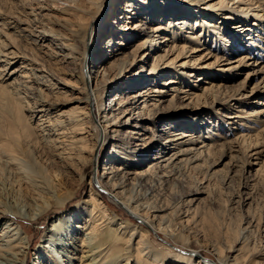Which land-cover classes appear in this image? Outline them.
Here are the masks:
<instances>
[{
    "label": "bare ground",
    "instance_id": "bare-ground-1",
    "mask_svg": "<svg viewBox=\"0 0 264 264\" xmlns=\"http://www.w3.org/2000/svg\"><path fill=\"white\" fill-rule=\"evenodd\" d=\"M21 1L26 7L29 2L37 4L41 0ZM104 1L106 0H55L54 4L59 8L57 13L59 12L62 15L60 19L58 18L59 22L49 19L47 25L43 24L44 20H42V18H45L42 12L46 7H41V12L37 15L34 14L35 16L32 19L28 16H33V14L18 12L19 15L25 17L21 18L15 16L16 11H13V17L7 15L6 11H3L0 7V15L5 17L3 22L0 19V30L2 31L5 28L12 30V33L6 32L5 35L0 33V62L5 67L1 69L0 65V103L8 104L10 113L13 115V125L10 128L5 127V130L0 126V181L7 182L14 189H17L18 193H21L20 196L24 195L26 198L25 193H27L29 199L34 203L33 205H27L30 204L28 202L26 204L28 206L27 213H22V209L18 208L15 201L3 203L0 200V221L7 219L0 231V264H26L30 255L31 240L22 223L23 220L37 221L55 207L65 209L69 201L76 196L74 190L63 195L61 183L57 185L42 176L34 177L26 174V171L22 172V166H20L22 157L20 155L25 157L31 150L36 153L42 152L41 158L46 159V162L50 159L48 155L50 156V151H52V156L60 159L59 163H63L66 170L75 167V172L80 176V183H83L87 169L95 166L98 187L109 190L112 201L141 222L137 225L130 219L125 221L116 219V214L109 209L99 192L93 188L92 178L89 182L91 188L88 198L76 206L69 215H62L51 225V228L43 237L42 246L39 247L33 264L58 263V256L55 255V252L61 254V256L63 255V257L66 256L73 263L75 262L74 264H122V262L123 264H208L198 255L199 249L191 248L188 243H181L175 238H169L170 243L165 241L166 246L156 243L153 234L161 233L165 235L167 233V227L164 225L167 223L165 218H168L165 213L169 208L156 204V202L154 204L153 201L149 202L151 199L148 196L143 198L140 196L141 198H135V200L134 197H131L132 195L127 196L133 191L134 187H138L127 176L133 173L122 172L128 166L116 168L112 165L113 161H107L104 164L103 173L100 175V151L106 145L112 144L114 154H137V160L142 158V161L151 158L148 169L137 173L139 183H136V185H142L147 180L148 173L150 175L155 174L156 178H162L159 174L163 173V177L166 178L167 174L172 176L173 171L183 162L200 167L220 147L234 150L236 146L234 144H237L238 141L246 142L244 139L247 138V135L235 138L236 141L225 140L224 143H217L218 140L215 136L218 134L209 129L207 135H204L203 140L200 141L192 131L172 130L174 122L166 124L167 128L161 129V134H158L160 129H158L157 124L165 116L163 113L169 110L167 108L172 106L174 99L163 100L162 97H164L167 90L156 86L139 90L136 94H133L134 96L127 98L116 95L107 105L101 102L97 90L88 89L86 86L87 95L83 100L84 108L81 109L75 106L66 113H64L65 111L55 115L51 113L55 106L52 99L57 100L59 95L62 94L59 90L61 88L53 87L56 83L52 84L49 78L50 75H54L56 70L54 67L59 65V62L63 64L61 67H67L72 75H79L90 84L96 77V69L106 59V55L100 54L103 57H99L97 61L91 60L90 51L93 50L95 55L97 49L95 50L91 46L92 50H90L89 47V38L92 36L90 34V20H98L106 13L107 8ZM131 1L127 0L125 2V6L128 8L123 19L130 20L133 16H140L139 14H141V16L144 15L142 18L145 21H139L132 28L128 27V22V25L124 26L125 31H121L124 32L123 34L127 33L122 39L125 43L124 41L120 42L121 49L127 47L130 42L132 43V38L135 36H141L142 38L136 42V49H133V51L117 53V55H122L125 59H128L120 64L118 63V65L116 63L118 79L124 76L129 67L140 63L145 64L149 55L152 56L153 63L149 71H141L133 76L130 79L131 82L128 83L129 86L125 89L134 90L139 84L149 83L152 79L157 81L161 76L165 77L171 71H175L174 76L159 82V86L174 85L183 78V84L186 81L187 87L171 90L179 94H186L185 98L187 97L192 102H198L202 98L206 100L213 92L217 93L220 89L222 91V88L227 87L222 83L206 82L205 84L208 85L202 88L203 91L199 95L194 91L198 90L200 86L193 84L191 79L197 78L196 82H201L203 80L202 75L206 74L205 72L208 69L219 66L224 61H228L226 64L230 65L227 70L251 68L247 77L253 74H264V66L258 68L260 66L259 61L251 62V56L255 55L254 50L259 51L257 52V60H264V56L261 54L264 50V14H259L260 11H264V0H233L239 2L240 5L247 1L250 5H246V9L245 7L243 9L239 7V11H231V15H220L225 20L222 23L223 25L213 23V20H210L213 19V14H208L204 10H197V18L192 19L191 14H189L191 12L190 7L183 8L187 12L185 14L178 12L176 15L178 18L172 19L175 17L174 12L182 9L178 7L177 10L173 9L171 11V8L177 6L167 4V0L158 1V5L161 6L159 8L158 5L153 4L152 7L144 9H141V6L137 4L138 2L134 4ZM144 1L148 2V0ZM189 1L192 2V6H195L196 3L202 0ZM68 4L70 6H67ZM111 7L113 8V5ZM215 8H217V5L210 7V9ZM220 8H223V6ZM112 10L111 19H113L112 23L114 24L117 21L113 15L116 16L117 9ZM156 17L159 18V21L151 25V22L155 21L153 18ZM252 17L259 22L249 21ZM119 18L121 16L117 19ZM148 21L149 25L146 23ZM228 21L230 24L226 26L225 24ZM37 23L42 26L38 27ZM38 28L41 30H38ZM132 29L134 30L132 31ZM222 30L226 33L232 31L230 38L232 40L234 38L238 45H244V48L250 51L249 54L238 55L236 59L232 58V53L240 49H236L238 46L234 44L236 41L231 42L221 36L220 32ZM253 31L256 33L252 37L249 36ZM131 34L133 37L130 36ZM217 34L220 36L216 37ZM245 35L247 36L244 39L239 40V36L244 37ZM130 37L132 38L130 39ZM211 37H216L212 42L215 46L214 50L216 52L221 50L224 55L212 52L210 40L213 38ZM4 38L5 40H3ZM19 39L26 42V45L34 47L31 48L33 53L31 55H34L37 60L28 58L25 45H23L24 47L15 45V42ZM47 40L52 42L58 51H48L47 53L42 51L48 48ZM262 41L263 43H261ZM110 44L111 41L109 42V48ZM219 44L223 45L224 48L219 49L217 47ZM38 50L42 51L44 57H37ZM111 52H114V50ZM1 57L6 59L1 61ZM19 58L29 60L30 64L26 65L32 67L26 68L27 66L21 62L22 65L15 68L8 79L13 78V80L9 84H5L7 81L3 75L4 72L8 71L15 62L14 60H19ZM36 64L38 66H34ZM144 69L145 67L142 68V70ZM181 69L186 72H180ZM7 73L9 75V72ZM197 74L200 75L196 77ZM261 82L264 83V79ZM107 94L108 89H105L102 98H105ZM243 95V90L238 91L222 102L231 108L233 104L239 103V96ZM212 99L215 102L220 101V95L212 94ZM26 107L31 110V119L33 121L38 120L36 129L39 135H36V129L33 128L28 117L23 114ZM263 115L264 110L257 113L260 119L264 117ZM238 118L236 112L227 116V119L231 121L230 124L233 125L237 124ZM244 126L248 125L244 124ZM250 127L253 128V126ZM124 129L127 130L124 131ZM122 133H124L122 139L118 140L117 137ZM148 135L150 137H147ZM158 135L161 137V141L158 140ZM198 143L201 144L198 145ZM261 143L254 145V150L262 147L263 144L261 145ZM38 146L39 149L37 150ZM153 152H155V156L150 155ZM260 154H264V151L258 150L254 153V155ZM111 158L116 157L112 154ZM63 165L62 167H64ZM262 166L257 170L258 174L264 168ZM51 169L54 170V165L51 166ZM64 171L62 170L59 173L62 177H64ZM176 172L174 175H176ZM40 202L41 205L38 204ZM169 211H171V214L175 212L173 209ZM77 220H83L85 223L82 226H77L74 224L77 223ZM68 226L71 228V234L70 238L65 241L62 236ZM76 234H82L83 236L79 240V246L76 245V240H78L74 236ZM167 237H169V234ZM156 244L161 249H158ZM177 247L186 250V252H182ZM211 248L209 253L212 256H217L214 264H245L244 258L240 255L241 253L234 258L226 256L221 258L223 249L219 247ZM243 248L238 252H241ZM75 252H81L82 255L78 258L76 256L78 253Z\"/></svg>",
    "mask_w": 264,
    "mask_h": 264
},
{
    "label": "rangeland",
    "instance_id": "rangeland-1",
    "mask_svg": "<svg viewBox=\"0 0 264 264\" xmlns=\"http://www.w3.org/2000/svg\"><path fill=\"white\" fill-rule=\"evenodd\" d=\"M126 1L127 0L104 1V4L107 8L106 13L103 14L102 17H100L98 20H90V34L92 36L89 38V47L90 50H92L91 46L95 50L97 49L95 55L93 54V50L90 51L91 60L97 61L99 57L102 56L100 54H103V56L106 55V59L103 60L96 69V77L90 84L87 83V81H84L79 75H72L67 67H61L63 66L61 62H59V65H56V67H54L56 69L55 73L54 75L52 74L53 76L50 75L49 78L52 84L56 83V85H54L53 87L57 86L58 88H61L59 90L62 92V94L59 95L57 100L52 99V102L55 103L53 111L51 112L52 115L63 113L64 111V113L69 112V109L71 110V108L75 106L81 109L84 108L85 104L83 103V100L87 95V89L85 90L86 86L88 87V89L97 90L101 97V102L106 105L109 104V101L116 95L119 97L127 98L134 96L133 94H136L139 90H143L144 88H153L154 86H156L159 88L162 87L164 90H167L164 97H162L163 100H170L171 98L174 99L173 104H171L172 106L167 108L169 110H166L163 113V115L165 114V116L160 121V123L157 124L158 129H160V133L158 134H161V129H164L167 126L166 124L174 122L173 128H171L172 130H178L182 132L192 131L194 132V134H196L197 138L200 141L203 140L202 137L204 135H207L209 129L214 130V132L220 135L215 136L216 140H218L217 143H224L225 140L236 141L235 138L237 139V137H240L241 135H247V138L244 139L246 140V142L243 143L238 141L237 144H234L236 145L234 148L235 151L232 148L227 149L220 147L217 152L212 157L207 159L206 163H204L202 166L195 167L190 163L187 164L186 162H183L181 165L177 166L178 168L175 171H173L172 176L170 174H167L166 178L163 177V173L159 174V176L162 178H156L155 174H151V176L150 173H148L147 180L145 179L146 181L142 185H136V183H139L137 173L148 169V163L151 161V158L142 161V158L141 160H137V154L130 155L129 153H127L125 155L120 154V156L114 154L112 144H108L100 151L99 160L101 167L99 169V174L101 175L103 173V167L107 161H113L112 165L116 168L120 166L122 168H125V166H128L127 168L122 170V172L133 173L127 176H129V178H131L130 181L133 184L135 183V186L138 187H134L133 191L130 192L131 194L129 193L127 196L132 195L131 197H134V200L135 198L137 199L148 196V198L151 199L149 202L153 201L154 204L156 202V204L158 203L167 206L169 210H175V212L173 211L174 213L172 214L169 210L165 213L166 215H168V218H165V221H167L168 224L166 223L164 225L165 227H167V233H165V235L161 233L157 235L153 234V237L158 245L166 246L165 241H168L170 243L171 241L169 238H175L181 243H188L191 248L199 249L200 252L198 255L202 258L203 261L207 262L208 264H214V262H216L215 259H217L216 255L212 256L209 253L211 251V247H219L223 249L221 258H225V256L228 258H234L241 253L240 255L244 258L245 264H264V168H262V171L259 172V174L257 171L260 166H264V154L254 155V153L258 150L264 151V117L260 119V117L257 116L258 112H262L264 110V83L261 82V80L264 79V74H253L247 77V74L250 72L249 70L251 68L249 69V67H245L242 70H239V68L236 70H227L229 69L230 65L226 64L228 61H224L222 64H219V66H214L208 69V71L205 72L206 74L202 75L201 78L203 80L201 82H196L197 78L191 79L193 84L200 86L198 90L194 91L199 95L203 91L202 88L208 85L205 84L206 82L225 84L227 88H222V91L220 89V91H218L217 93H212L220 95V101L217 102L213 101L212 94L209 95L206 100L202 98L201 101L192 102L187 97L185 98L186 94H179L177 92H174L173 90L175 88L179 90L180 88L187 87L186 81H184L183 84V78H181L182 80L180 79L177 84L169 85L167 87L159 86V82H163L171 76H174L175 71H171L165 77L161 76L162 78L160 77L159 79H157V81H153L152 79V81L149 83L139 84L138 87L134 90L125 89L129 86L128 83L131 82L130 79L133 76L139 74L141 71H149L151 69V64L153 63V60L151 58L152 56L149 55L145 64L140 63L136 66L129 67L124 76L118 79V70L116 63L118 65V63L120 64L127 58L125 59L122 55H117V53L133 51V49H136V42L142 38L141 36L135 35V37L132 38L133 35L131 34L130 36L132 37H130V39L132 38V43L130 42L127 47L121 49L120 42L124 41L122 39H124V35L127 34H123L124 32L121 31H125L126 28H124V26L128 25V22V27L132 28L134 25H136V23H139V21H145V19L142 18L144 17V15L141 16V14H139L140 16H133L130 20H125L126 18L123 19L124 15L127 14L126 9L128 8L125 6ZM158 1L163 0H148V2L144 0H132L131 2L134 4L138 2L137 4L141 6V9H144L152 7L153 4L157 6L159 4ZM54 3L55 0H41L37 4L29 2L27 3L26 7H24L25 5H23L21 0H0V7L3 9V11H6L7 15L10 16H13V11H16L15 16L21 18L25 17L23 15H19L18 12H22L23 14H33V16L27 15L31 19L35 15H37V13L41 12V7H46L42 12V15L45 17L42 18V20H44L43 24L47 25L49 23V19L54 22H59L58 18L60 19V16L62 15L59 12L57 13V10L59 8L58 6H55ZM191 3L192 2L189 0H167V4L177 6L171 8V11L173 9L177 10L178 7L179 9H182L179 11L174 10L175 12L173 15L175 17H173L172 19L178 18L176 17L178 12H181L180 14H185L187 11L183 10V8L190 7L191 12L189 11V14H191L190 17L192 19L197 18V10H204L208 14H213V19H210L213 20V23H220L221 25H223L222 23L225 20H223V17L221 18L220 15H231V11L238 10L239 7H241V9L245 7L246 9V5H250L247 1L243 2V4L240 5L239 2L233 0H202L199 3H196L195 6H192ZM111 5H113V8L111 7ZM216 5L217 8L210 9V7H214ZM67 6L70 5L68 4ZM221 6H223V8H220ZM157 7L159 8L161 6L158 5ZM8 9H11V12ZM112 9H117L116 16L113 15V17H116L117 21L114 24L112 23L113 19H111V14L113 12ZM118 13L120 14L117 16ZM259 14H264V11H260ZM119 16H121V18L117 19ZM245 17L246 16L244 15V18ZM4 18L5 17H3V15H0V19H2V22L5 21ZM156 19L158 20L156 21ZM153 20L155 21L151 22V25H154L156 22H158L159 18L156 17L153 18ZM251 20H253V22H259L256 18L253 17L249 21ZM146 23L148 25L150 24L149 21ZM37 24L39 25L38 27L42 26L39 23ZM228 24H230L229 21L225 25L229 26ZM1 28L3 29L2 26ZM38 30L41 29L38 28ZM133 30L134 29H132V31ZM11 31L12 30H9V28H5L2 31L0 30V33H3L5 35L6 32L12 33ZM255 33L256 32L253 31L249 36L252 37V35ZM220 34L226 40H230L231 42L236 41L234 38L233 40L232 38H230L232 36V31L226 33L222 30ZM218 36L220 35L217 34L216 37ZM246 36L247 35H245L244 37L239 36V40L244 39ZM216 37H211L213 38L210 40V45L212 47L211 49L215 54L218 53L221 55L223 54V51L220 50L216 52L214 50L215 46L212 44L213 40H215ZM3 40H5V38ZM47 41L48 48L42 51H46V53L48 51H58L54 44H52V42H50L49 40ZM110 41L111 44L109 48ZM118 43L120 44L118 45ZM261 43H263V41ZM26 44V42H23L20 39L15 42V45L18 46L25 45L29 59L37 60L34 58V55H31L33 54L31 52V48L33 49L34 47L32 45ZM234 44L238 45V42L236 41V43L234 42ZM217 47L219 49L224 48L221 44H219V46ZM236 49L240 50L232 53V58L234 57L235 59L238 57V55L246 53L249 54L250 52L248 49L244 48V45H238ZM113 50L114 52H111ZM42 51L38 50L36 54L38 58L44 57ZM257 52L259 51L254 50L255 55L251 56V62L255 63L256 61H259L260 66L258 68H260L264 66V60H257ZM261 54L264 56V50ZM5 59V57H1V61H4ZM14 61L12 67H10V69L8 71H5L3 74L5 76V80L7 81L5 84H9L13 80V78L11 80L8 79L11 77V72L15 68H18L20 65H22L21 62H23L24 65L30 64L29 60H23L22 58ZM0 65L1 69L5 68L2 66V62H0ZM26 66V68L32 67L30 65ZM34 66H38V64ZM143 67H145L144 70H142ZM7 72H9V75ZM180 72L186 71L181 69ZM199 75L200 74H197L196 77H198ZM160 79L162 81H158ZM105 89H108V94L105 96V98H102L104 97ZM242 90L244 95L239 96L238 104H233L231 108H229L228 105L222 102L226 101L228 97L236 94L238 91L241 92ZM233 112L238 113L239 116L237 120L238 122L235 125L230 124L231 121L227 119V116ZM23 114L24 116L28 117L33 128L36 129L38 120L33 121V119H31V110L26 107ZM12 116L13 115L10 113L8 104H4L1 102L0 126L3 129L6 130V128L8 129V127L10 128L13 125ZM244 124L248 126H244ZM250 126H253V128ZM125 130L127 129H124V131ZM35 132L36 135H39L37 129L35 130ZM123 134L124 133L120 134L119 137H117L118 140L122 139ZM147 137H150V135H148ZM140 138L142 139V137ZM160 138L161 137L159 136L158 140L161 141ZM259 142H262V147H260L258 150H254L253 147L259 145ZM91 143H93V141H91ZM200 144L201 143H198V145ZM23 145H25V143H23ZM38 149L39 146L37 147V150ZM41 153L42 152H32L31 150L27 153L28 156L26 155L24 157V155H20V157H22V160H20L22 172L26 171V174H28L29 176H42L57 185L61 183L60 185L62 187L61 190L63 192V195L71 192V190H74L76 191V196L69 201L65 209L55 207L51 209L43 218H40L37 221H22L25 230H27V234L30 237L29 239L31 240L30 255L26 264H33L35 262V257L39 250V247L42 246L43 237L48 229L51 228V225L56 222L62 215H69V213L73 211L76 206H78L86 198H88L91 188L89 182L92 178L93 188L99 192L102 200L108 205L109 209L116 214V219H120L122 221L130 219V221L134 222V224H141L138 219L131 216L123 207L116 205L112 201L109 190L107 191L103 188L101 189L100 187H98L99 184L96 182L97 173L95 171V166H91L87 169L84 181L83 183H80V176L77 172H75V167H72L73 169L68 168L66 170L65 165H63V163L61 162L59 163L60 159L52 156V151H50L51 155H48L50 159H48V161L46 162V159H44L43 157L41 158ZM112 154L116 158H111ZM150 155L155 156V152L151 153ZM61 164L64 167H62ZM53 165L54 170L51 169V166ZM62 170H65V174H63L64 177L59 174L60 171L62 172ZM175 172L176 175H174ZM13 189L14 188L9 183L0 181V200H2L3 203H12L13 201H15V203H17L18 205V208L22 209L21 212L27 213V205H33L34 203H32L31 199H29L30 197L27 193H25L27 196L25 198L24 195L20 196L21 193H18L17 189H14V191ZM196 192L198 193L196 194ZM28 202L30 204H27ZM38 204L41 205V202ZM6 220L7 219L0 221V231L3 227V223ZM82 221L83 220H77V223L74 224L77 226H82V224L85 223L84 221ZM69 226L64 231L62 236V239H65V241L70 238L71 228ZM166 234H169V237H167ZM74 236L78 238V240H76V245L79 246V240L83 236L82 234H76ZM157 244L156 246L158 247V249H161ZM242 247H244L242 251L238 252ZM177 248L182 252H186V250H182V248L180 247ZM75 253H78L76 255L78 258L82 255L81 252ZM55 255L58 256V263L56 264L75 263L69 260L66 256L63 257V255L61 256V254H57V252H55Z\"/></svg>",
    "mask_w": 264,
    "mask_h": 264
}]
</instances>
